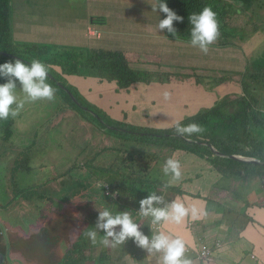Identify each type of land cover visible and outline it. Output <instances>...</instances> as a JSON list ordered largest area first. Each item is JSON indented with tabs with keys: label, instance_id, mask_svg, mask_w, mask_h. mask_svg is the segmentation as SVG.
Returning a JSON list of instances; mask_svg holds the SVG:
<instances>
[{
	"label": "trees",
	"instance_id": "obj_1",
	"mask_svg": "<svg viewBox=\"0 0 264 264\" xmlns=\"http://www.w3.org/2000/svg\"><path fill=\"white\" fill-rule=\"evenodd\" d=\"M163 2L182 17L183 22H174L175 36L168 33L166 29L158 31L163 36L185 41L190 47H192L190 15L199 14L206 6L211 7L212 10L214 7L218 12L216 13L217 19L220 21L222 15L227 14L229 6V4L227 6V0L226 5L220 3L215 6H210V0H163ZM246 3L247 1L243 4ZM238 4L240 5L239 10H248V12L250 10L255 18L250 25L255 34L250 37L254 42L251 52H249L252 55L248 54L242 68L240 62L235 58L232 62L222 60L217 69L210 70V58H204L193 65L188 63L178 65L170 63V60L160 53L157 58L155 55V57L149 56L151 58L146 59L150 68L136 67L132 64L128 51L118 49V46L82 43L85 41L84 39L80 41L76 38V42L81 44V49L77 50L78 47L74 43L51 45L27 39L22 36L19 28H14L13 20L16 9L12 0H0V51L16 56L13 58L0 54V64L20 59L30 66L33 59H38L45 65H50L48 82L56 89V94H58L56 100L59 99L62 102V105L58 106L59 109L62 108L66 111L71 108L74 111L76 108L83 117L85 116L87 123L91 122L101 131L109 129L115 133L116 139L119 141L117 144L121 146V148L113 147L121 152L117 158L119 165L113 168L105 164L94 165L90 162L98 154L108 149L101 142L95 144L92 149H88L86 156L88 162L84 166H80L78 161L73 159L54 178L44 181L51 182L61 177L63 178L61 180H64L65 176H69L71 189L65 190L67 187H64L65 193L58 191L55 192L56 195L51 193L45 197L40 190L41 184H37V182L21 184L20 178H18L19 173L28 174L33 169L29 163V156L32 147L35 146L39 131L37 133L36 130L34 131V137L29 144L15 147L10 141V128L15 119L0 120V145H3L4 150L0 149L3 150L2 153L8 157V162H10L4 177L0 176L2 182L6 183L4 197L0 198V212H2L1 209H7L16 204L26 208L31 206L33 214L36 212L35 218L32 219V225L28 226L26 233L18 226L0 223V252L5 254V258L0 264H116L111 259L113 251L120 256L130 254L135 262L154 264L146 259L147 251L138 247L132 239H128L124 244L115 248H105L99 243L100 235L104 234L102 231H97L98 243L96 245H93L84 234L90 229V225H96L98 214L104 208H108L113 214H116L121 208L120 203L126 205L132 203V207L127 206L126 212L131 214L134 222L140 226V230L149 236V230H153L156 224L151 222V217L145 218L139 215L140 200L154 193L171 202L172 194L167 196L163 190L156 191L155 183L161 184V188L169 189L170 192L177 195L179 194L177 190H181L180 185L182 184L179 182L174 186L165 187L171 180L168 178L171 175L169 174L162 182L154 180L146 189L144 186L147 182L149 183V172L153 170L150 166L153 163L157 166L159 163L157 174L162 173L164 176V163L175 152L195 153L200 157L208 155L213 167L222 175L224 173V176L237 174L241 167L239 174L256 178L259 175L260 179L264 177V111H261V108H264V54L256 62H253V59L256 58L254 51L258 50L260 54L264 51V12L255 13V10L250 9V6L243 5L241 0H236V5ZM101 5L103 4L97 3L98 10ZM258 6L256 3L255 9ZM109 11L110 9H106L97 16L98 23L93 28L100 27L102 29L101 25H105L103 14ZM227 16L229 17V15ZM154 18L157 19L158 24L160 20L166 18V15L157 10ZM222 25L227 26L228 22L225 20ZM88 27L91 25L82 29L84 37L87 39L97 38L98 34L87 33ZM147 30L143 31L145 36L148 34ZM82 35L80 34V37L83 38ZM230 41L219 40L210 47L224 45L233 47L235 44L229 43ZM130 56L132 57V55ZM258 61H260V65ZM78 67H90L103 73L108 78L104 81L113 82L116 90H130L136 88L138 83L148 84L152 79H158L168 86H175V82L185 78L188 79L187 82L197 86L212 83L213 86L221 87L219 91L223 90L226 94L221 100L216 101L209 110L187 115L188 117L185 116L181 121H178L182 125L194 122L205 129L202 134L191 137L181 136L175 131L177 123L161 128H142L136 127L124 117L123 120L118 121L106 117L108 115L103 109L90 103L89 100L87 101L77 88L63 81V74L65 77L71 74L81 75V72L75 70ZM221 71H224L225 74H219ZM3 83H6V80L0 78V84ZM189 88H194L196 92L205 89L204 87L196 89L194 86ZM69 93L73 95L75 101H72ZM227 95L233 96V98L229 100ZM226 103H235L236 106L232 107L231 112H227L225 110ZM253 128L257 129V138L251 133ZM203 142L211 144L221 155L213 154ZM228 154L257 158L259 162L234 160L228 157ZM136 155L141 158L139 167L146 169L150 167L149 171L146 169L141 172L134 170L131 160ZM224 161L226 163H223ZM83 168L86 172H81V175L79 170L82 171ZM146 171L149 177L143 179ZM90 174L94 181H91ZM109 193H116V197L108 195ZM18 197H26L27 201L17 203ZM91 201V207L83 210L82 207ZM225 213L241 215L228 210ZM242 214L245 215L244 212ZM243 224L245 223H242L239 229ZM261 226L263 225L261 224ZM116 231H119V227ZM97 245L101 246L100 252L98 256L93 257L92 251ZM207 246L209 245L207 244ZM209 252L211 254V247ZM157 260L159 262V259Z\"/></svg>",
	"mask_w": 264,
	"mask_h": 264
},
{
	"label": "rangeland",
	"instance_id": "obj_2",
	"mask_svg": "<svg viewBox=\"0 0 264 264\" xmlns=\"http://www.w3.org/2000/svg\"><path fill=\"white\" fill-rule=\"evenodd\" d=\"M58 1V0H56ZM242 4L247 1L245 6H250V9L255 10V13H263L264 12V0H241ZM64 2H68L67 4ZM54 3V2H53ZM98 4H108L110 6V11L105 12L103 15L105 16V25L102 27L106 31L104 34L99 28H93L97 26L98 19L97 14L99 11L96 10V6ZM155 3V0H62L60 6H68L74 8V11H69L64 8H60V14H52L51 12L44 13V10L38 12V15L34 12V20L40 21L38 27V41L45 44H61L68 45L73 44L72 35L69 33L66 35L64 33L65 28H67L71 23H77V27L81 30L84 28L85 24L93 18V22L91 27H88V34H102V39L97 40L99 45H112L118 46V49H123L128 51L129 57L132 59V64L136 67H146L150 68L151 66L146 63V59H150L151 57H158L161 53L165 58L170 60V63H175L178 65H184L186 63L193 65V63H198L200 60L204 58H210L211 67L210 70L217 69L221 64L222 60L226 62H232L235 58L240 62L241 68L245 63L246 57L250 54L251 48L254 44L253 40L250 39L252 35H255L252 32L251 22H254L255 18L253 13L249 10H239L240 5H236V0H227L228 12L225 15H222L221 20L219 21V29L220 36L219 40L221 41H230L229 43H234L233 47H229L228 45L219 46V47H210L209 52L207 54L202 53L198 48H193L187 45L185 41H181L174 38H169L167 36L161 35L162 33L158 31L157 19L155 17V12H152V6ZM211 5L215 6L223 3L226 5V0H210ZM256 3L259 5L256 7ZM244 7V6H243ZM58 10V9H57ZM239 10V11H238ZM213 11L215 8L213 7ZM229 15V17L227 16ZM79 17V19H75ZM75 19V20H74ZM227 21L228 25L223 26L222 22ZM55 22L60 23L61 25H65L57 28L54 24ZM148 28V34L145 36L141 33L142 30ZM160 33V34H159ZM162 37H161V36ZM78 39V37L76 36ZM159 40V41H157ZM217 40V41H219ZM77 50L81 49V44L76 42ZM226 51H230L229 53H225ZM264 54V51L260 54L258 50L254 51V55L256 56L253 59V62H256L260 56ZM132 55V57L130 56ZM147 56V57H146ZM151 56V57H149ZM260 65V61H258ZM78 72H81V75L71 74L73 77L83 78V82H87L89 79V86L91 88L92 94L97 101L98 107L100 109H104L107 114H110L106 117H109L111 120H123V117L126 120H129L130 123L134 124L136 127H148V128H161L170 126L172 124L181 121L185 116H190L192 114H196L200 111L209 110L212 108L216 101L222 99L223 95H225V91H219L221 87H216L211 84L204 85H194L187 82L188 79H181L180 81L175 82V86H168L166 83L160 82L157 80H151L148 84L138 83L136 88H132L130 90L115 89V85L113 82L107 80L108 79L103 73L92 69L90 67H78L75 69ZM219 74H225L224 71H221ZM232 74V73H231ZM236 74V73H233ZM68 76V75H67ZM80 76V77H79ZM163 80V79H161ZM173 80V79H172ZM63 81L68 84L67 78L63 74ZM79 82V80H78ZM190 86H194L197 88H205L201 89V92H196L194 88H189ZM173 87V88H172ZM239 88V87H238ZM167 92L170 94V99L165 100L163 94ZM58 95V94H56ZM72 101H74V97L71 93H69ZM85 96V95H84ZM228 99L231 100L233 98L228 96ZM56 100V99H55ZM88 101L89 99L86 98ZM90 103H94V99L89 100ZM62 102L57 99V101L53 104L52 109L56 108L55 116L61 120V122H55L53 124V128L49 131L46 126H43L39 132L40 138L35 141V145L44 151H54L55 149H60V145H63V150L65 151V146L69 145L72 151H78V155L73 153V156L70 159L65 158L69 153V148L65 152V155L62 160L57 162L46 163L44 166H40L41 172L33 171L37 169V166L40 164H44L42 162H31L29 156V163L33 165V169L30 173H19L18 178H20L21 184H29L31 182H37V184H41L40 190L43 192V195L46 197L49 194L56 195L53 188L59 189V191L65 193L66 189H71L69 185L70 178L69 176H65L64 180L57 179L51 182H44L49 178H54L57 174H59L73 159L77 160L80 166H84V164L88 161L87 154L88 149H92L95 144L98 142L102 143V145L106 148L117 147L121 148L120 145L117 144V141L114 142L113 134L109 129L107 130H99V127H96L91 122L87 123L80 111L75 108L74 111L71 108H68L66 111L64 109H59L58 106H61ZM235 103H226L225 110L227 112L232 111V107H235ZM84 107V106H82ZM89 110L90 109H87ZM261 111H264V108H261ZM80 114L78 116V114ZM187 116V117H188ZM37 124L44 122V118L39 116L36 113ZM51 121L53 122L52 118ZM50 122L44 124L49 125ZM109 126V125H108ZM43 131V132H42ZM256 128H253L251 133L256 136ZM124 132V131H123ZM46 133V134H45ZM128 133V132H126ZM45 134V135H44ZM38 135V134H37ZM45 139V146L43 144L39 145L40 140ZM119 143V142H118ZM200 143V142H199ZM0 148L4 150L3 145H0ZM118 150V149H117ZM49 152V153H52ZM31 153V152H30ZM121 152L118 150L112 151H103L100 155L95 157L92 161H90L94 165L105 164L111 167H116L119 165L116 159H113L114 156H118ZM178 155L173 153L175 159L179 161H183L181 157H177ZM134 164V170L137 172H141L146 168L139 167V163L141 162V158L139 155L134 156L131 160ZM136 161V162H135ZM7 156L0 157V176L4 177L5 170L9 166L10 162H8ZM135 162V163H134ZM56 163V164H55ZM181 163V162H180ZM190 166V164H187ZM159 163H153L150 167H152L153 172L157 174ZM148 167L146 170H149ZM241 169V167H240ZM240 169L237 174H231L225 176L223 179L218 175V180L215 184L210 185L208 192H210V196L207 198L210 205L213 207V200H231L230 202H235L237 200L236 197H232L229 193L222 191L221 194L217 193V189L229 190L230 187L235 188H244L242 189V193L249 194L255 192L256 195L260 194L261 191H258L256 188H260V185L264 186V177L260 179L254 176H249L245 174H239ZM43 171V172H42ZM182 171V168H181ZM86 172L85 168L82 171L79 170V173ZM88 172V171H87ZM89 173V172H88ZM75 174V173H72ZM84 174V173H83ZM156 174L152 173L150 170V179L149 183L145 184V188H148L149 184H152L154 180H158L156 178ZM86 175V173L84 174ZM158 175V174H157ZM146 174L143 175V179H148L149 177ZM62 178V177H61ZM166 178L164 175L162 179ZM220 178V179H219ZM91 181H94L91 178ZM126 179V178H125ZM83 184V183H82ZM86 186V184H83ZM99 185V184H98ZM6 186L5 182H2L0 179V190L2 192V198L4 197V188ZM64 187L65 188L64 190ZM35 188V187H34ZM93 189V188H91ZM156 191H165L167 196H170V190L166 188H160L159 186L156 188ZM94 191V189H93ZM206 191V190H205ZM179 194H185V191L177 190ZM10 195V193H9ZM248 196V195H246ZM11 197V196H9ZM116 197V195H115ZM264 201V197L261 199ZM26 197H18L16 199L17 203L26 202ZM116 201V200H114ZM167 199L164 198V202L161 203V208L165 207L167 204ZM226 202L222 205H227L230 207L231 203ZM243 203V200H238L235 204H233L234 208L240 207ZM261 204H264L260 202ZM92 205V201L82 207V209L90 208ZM28 206V205H27ZM120 207L123 204H119ZM0 212V223H8L10 226H18L25 233L27 232L28 226L32 225V219L35 218L34 212L31 211L32 207L29 208L22 207L19 204L14 206H9V208H3ZM228 210H231L230 208ZM119 210L117 213H120ZM116 213V214H117ZM38 214V213H37ZM234 217V219H230L231 227L228 232L231 234V240H224L222 246L231 245L237 246L241 243H246V238L243 237L240 233V225L243 223L244 215H226L221 216L220 218H230ZM198 220L199 224H203L208 217L206 218L204 215V211H198ZM221 222L225 224H230L226 220H222ZM219 222L218 228H225L224 225ZM194 225V224H193ZM217 225V226H218ZM196 226V225H194ZM199 226V225H198ZM209 226V225H207ZM161 224H157L158 230H161ZM204 227V226H203ZM202 227V228H203ZM204 232L206 236L211 237L210 233L215 230L216 226L204 227ZM90 229H95V225H90ZM98 231V230H97ZM222 232V231H221ZM252 237H255L253 233L250 234ZM258 238L261 241H264L262 235L258 234ZM101 239L103 235H100ZM88 241V240H87ZM101 246H96L93 248L92 255L96 257L99 255V248ZM249 247V246H248ZM106 248V247H105ZM264 250V248H263ZM235 253H238L237 251ZM254 255H258V258L261 257V260H264V257L258 254L257 251L253 252ZM253 253H247L243 262L241 264H253L254 255ZM112 261H115L116 264H121L124 262L121 256H119L116 252H112L111 256ZM252 259V260H251ZM255 261V259H254ZM198 260H194L193 264H197ZM14 264V263H12ZM255 264V263H254ZM264 264V262H263Z\"/></svg>",
	"mask_w": 264,
	"mask_h": 264
},
{
	"label": "crops",
	"instance_id": "obj_3",
	"mask_svg": "<svg viewBox=\"0 0 264 264\" xmlns=\"http://www.w3.org/2000/svg\"><path fill=\"white\" fill-rule=\"evenodd\" d=\"M61 1L62 0H58V1L56 0H12L15 6V9H16L15 14H14V20H13L14 28H19L22 36H24L25 38L38 41L39 33H38L37 24L39 25L40 21L33 19L34 16L38 15V12H40L41 10H44V13L51 12L52 14H55V13L60 14V8H64L72 12L74 11V8H71L68 6H60ZM64 3L67 4L68 2H64ZM98 8L99 7L96 6V10L99 11L97 16L100 13L104 12L106 9H110V6L108 4H103L100 6L99 10ZM34 12L36 13V15H33ZM75 19H79V17ZM92 22H93V18L89 20L85 24V26H88V25L93 26ZM54 24H58V26L56 25L57 28H54V29H60V27L65 26L57 22H55ZM77 26H78L77 23H71L64 30V33L66 35L71 33L73 43H76V36L78 37L80 41H82L83 39L85 40L82 43H89V44L98 43L97 40H100L103 37L101 36L102 34H100L95 39H87L84 37L83 30H81L80 28V32H79V28ZM101 27H104V25H101ZM99 29L103 33L104 31H106L104 28L101 29L99 27ZM147 29L148 28L146 27L144 30H147ZM144 30L141 31L143 35H144L143 33ZM80 34H83L82 35L83 38L80 37ZM104 34H107V33H104ZM54 68L56 69V67ZM66 78L69 84L77 88L78 91L83 96L85 95L84 96L85 98L89 100L94 99L95 101L94 104L98 106L97 101L95 100V97L93 96L91 88L89 86L90 78L87 80V82H83L82 77L77 78V77H73L72 75H68L66 76ZM17 92L19 95L22 96V93L19 92V85H18ZM56 101L57 100H55L54 102L38 101L36 103L25 104L24 109L20 112L19 116L15 118V122L11 125V128H10L11 130V140L10 141L15 147H23L29 144L32 138L34 137L35 130H36V133L38 131L40 132L43 126H46L47 129L51 130L55 122H61V120L55 116L56 108L53 110L51 107ZM36 113L44 117V122L37 124ZM107 115H110V114H107ZM49 118H52L53 122ZM48 122H50L49 125H44ZM38 125H40V127H38ZM111 135L114 137V142L116 141L119 142L116 139L115 133ZM38 136L39 138L41 137L40 134H38ZM45 139L46 137L44 136V138L40 140L39 145L43 144L45 146ZM68 148L70 150V153L65 158L71 160L73 153L75 155H78V152L80 150L72 151L69 145H66L65 151H64L62 144L60 145V149H55L53 152L44 151L40 149L38 145L33 146L31 149V153H30V156H31L30 161L44 163V164H40L39 166H37V169L33 171H37L38 173H40L41 172L39 168L40 166H44L46 163L57 162L59 160H62ZM112 150H115V149L113 147L107 149V151H112ZM117 151L118 150L116 149V152ZM210 151L212 152L211 149ZM2 152L3 150L0 149V157L5 156ZM49 152H52V153H49ZM176 154L178 155L177 157H181L183 160L180 162H181V168H182V171H181L182 180L185 179V181H182V180L180 181L182 183L180 185V188L181 190L183 189L185 191V194L177 195L174 192H170V194H172V197H173V200L171 202H173L174 200L177 199V197H179L181 198V200H183L186 207L191 208L195 206L198 209V211L200 210L204 211V215L206 218L208 217V220H206L203 224H199L198 220L193 219L190 213L189 216L185 218V221L180 225L161 224L162 227L160 231H164L166 233L172 234L173 236H180L181 238H183L186 242L185 256L191 259L192 262H194V260H199L197 264H241L244 258L246 257V255H249L243 252L253 253L254 251H257L258 254L264 257V250H263L264 241H261L257 235L258 233L262 235V237L264 238V228H263L264 227V204L260 203V202L264 203V201L261 200L264 197V186L260 185V188H256L258 191H261L260 194L256 195L255 192H252V193L246 194L248 196H246L245 193L241 192L242 189L244 188L230 187L229 190L217 189V193L214 194V196H217L218 193L221 194L222 191H225L226 193H229V195L232 196L233 198L236 197L237 200L235 202H230L231 200H225V201H221L219 199L216 201L213 200V207H212L207 200V198L210 196V192H208V189L210 188L209 186L217 182L218 175L220 176V178L223 179L225 177L224 173L222 175L221 172H219L213 167V165L211 164V158L208 155L204 157H200L198 154H195V153H182L181 154L180 152L179 153L176 152ZM222 155L224 154L222 153ZM119 156L120 155L116 157L114 156L113 159L117 160ZM237 156L242 157V155H238V154ZM223 163H226V161H224ZM187 164H190V166H188ZM152 173L156 174L155 172H153V170H152ZM162 177H163L162 173L158 175L156 174V178H158V181L161 180L160 182L164 181L165 179V178L162 179ZM168 178L171 179V175ZM61 179L63 178H60L59 181H61ZM158 186L160 189L162 185L159 183L157 184L155 183V187L157 188ZM53 190L55 192L59 191V189L55 190L54 188ZM166 192L168 191L166 190ZM166 192L164 193L166 194ZM240 199L243 200L242 205L240 207L234 208L233 204H235ZM171 202L167 201L166 204H170ZM226 202H230L231 206L227 207V205H222ZM131 204L132 203H129L127 205L123 204V206L120 208L121 210L120 212H125L127 210L126 208L128 205L132 207ZM154 207H161V205L156 204ZM229 208L231 210H228ZM226 210L231 211V212H237L241 215H243L242 212L245 213L244 215L245 219L243 220V223L245 224L242 225V228L240 229V233L243 237L247 239L246 242L248 244L244 243L245 242L244 241L243 243L235 247L231 245L222 246L224 240L229 241L232 239L231 234H229L228 232L230 229H232L231 224L233 223H231L230 221L231 217L227 219L220 218L221 216L229 215L225 213ZM247 219L248 221H246ZM222 220H226L230 224H225L221 222ZM219 222H221L225 228H218V227H221L218 225ZM193 224L196 226H194ZM261 224L263 226H261ZM207 225L216 226L215 230H212L213 232L210 233L211 237L205 235L204 227H209ZM160 231L156 232L150 229L149 236H148L149 239H151L153 235L158 234V232ZM251 233H253L255 237H252L250 235ZM216 242L220 243L219 247L214 245V243ZM205 244L207 248H208L207 244L211 247L212 255L207 251H206L205 256H202L200 254L202 246H204V248L206 249ZM236 251L238 253H235ZM161 255H162L161 253H153L151 255L147 253L146 259H149L151 263L153 262L154 264H159L157 259L160 260L159 257H161ZM252 255H254V253ZM121 257L122 259H124V262H122L121 264H143L141 262H135L131 258L130 254H127ZM254 259H253V264L254 263L263 264L264 262V260H261V257L258 258V255L256 254L254 255Z\"/></svg>",
	"mask_w": 264,
	"mask_h": 264
},
{
	"label": "clouds",
	"instance_id": "obj_4",
	"mask_svg": "<svg viewBox=\"0 0 264 264\" xmlns=\"http://www.w3.org/2000/svg\"><path fill=\"white\" fill-rule=\"evenodd\" d=\"M151 6L152 12L159 10V12L166 15L165 19L159 21L158 30L163 31L166 29L168 33L175 36L174 22H183V18L172 11L163 0H156V3ZM189 20L192 25L190 32L191 46L207 54L210 46L220 36L217 14L211 7L206 6L199 14H191ZM50 67V65H45L38 59H33L30 66L20 59L0 64V78L6 80V83L0 84V120L15 119L24 109L25 104L38 101H55L56 89L48 82ZM18 85L22 96L17 92ZM163 96L165 100L170 99V94L167 92ZM175 131L181 136L191 137L202 134L205 129L194 122L187 125L177 122ZM253 159L258 160L257 158ZM163 172L165 176L171 174V180L165 187L174 186L182 180L181 163L174 157H170L165 161ZM108 195L115 197L116 193H109ZM163 202L164 198L154 193L140 200L139 215L145 218L151 217V222L156 224L153 231H160L157 224L180 225L190 213L193 219L198 218V209L195 206L186 207L179 197L163 208L154 207V204ZM117 227H119V231H116ZM97 230L104 233L99 243L105 247L115 248L124 244L128 239H132L138 247L146 250L149 255L161 253L159 264H193L192 260L185 256L186 242L183 238L160 231L149 239L140 230V226L134 222L131 214L126 211L113 214L111 210L104 208L99 212L95 229H89L84 234L93 245L98 243ZM214 245L219 247L220 243L216 242ZM208 249H210V246H208Z\"/></svg>",
	"mask_w": 264,
	"mask_h": 264
},
{
	"label": "water",
	"instance_id": "obj_5",
	"mask_svg": "<svg viewBox=\"0 0 264 264\" xmlns=\"http://www.w3.org/2000/svg\"><path fill=\"white\" fill-rule=\"evenodd\" d=\"M0 54L2 55H5V56H9V57H13L15 58L16 56L13 55V54H10L8 52H5V51H0ZM75 101V100H74ZM187 140L189 141H192V139L190 138H187ZM204 145H207L213 152V154H218V155H221V153L219 151H217L215 148H213V146L207 142H203ZM228 157H231L232 159L234 160H238V161H244V162H258V160H255L253 158H250V157H240V156H237V155H234V154H228L227 155ZM0 259H1V254H0ZM1 263V261H0Z\"/></svg>",
	"mask_w": 264,
	"mask_h": 264
},
{
	"label": "built area",
	"instance_id": "obj_6",
	"mask_svg": "<svg viewBox=\"0 0 264 264\" xmlns=\"http://www.w3.org/2000/svg\"><path fill=\"white\" fill-rule=\"evenodd\" d=\"M206 247V246H205ZM206 251L207 252H209V249L206 247V249L204 248V246H202V249H201V252H200V254L202 255V256H205L206 255Z\"/></svg>",
	"mask_w": 264,
	"mask_h": 264
},
{
	"label": "flooded vegetation",
	"instance_id": "obj_7",
	"mask_svg": "<svg viewBox=\"0 0 264 264\" xmlns=\"http://www.w3.org/2000/svg\"><path fill=\"white\" fill-rule=\"evenodd\" d=\"M1 196H2V192H1V190H0V198H1ZM0 254H1V259H0V261L2 262V261L4 260V258H5V254H4V253H1V252H0Z\"/></svg>",
	"mask_w": 264,
	"mask_h": 264
}]
</instances>
